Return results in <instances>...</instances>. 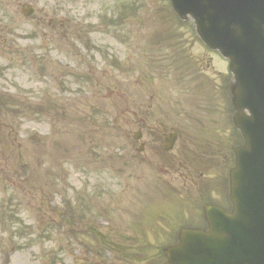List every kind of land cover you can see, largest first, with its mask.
Listing matches in <instances>:
<instances>
[{
	"label": "rangeland",
	"instance_id": "374dc122",
	"mask_svg": "<svg viewBox=\"0 0 264 264\" xmlns=\"http://www.w3.org/2000/svg\"><path fill=\"white\" fill-rule=\"evenodd\" d=\"M131 3L129 0H40V6L48 4L57 9L53 15L70 18L67 26L69 42L71 38L78 39L81 33L80 37L88 47L83 49L75 41L76 50L70 51L65 50L60 42L58 47L50 44L44 58L34 59L33 67L29 66L31 73L37 70L33 81L42 78L54 62L59 68L68 65L71 70H76L69 62L73 56V62L84 61L90 68L86 71L91 73L92 79L98 77V84H93L92 80L85 89H81L78 72L67 71L69 75L61 77L63 70H53L50 82L46 77L42 79V93H36L31 85L28 89L22 87L25 102L34 106L38 103L39 114L20 110L18 122L23 127L21 133L38 135V138L31 144L28 142V150H24L12 144L16 136H10L5 125L0 130V157L4 158L8 173H11L10 181L0 174V206L5 205L0 207V213L7 214L9 210L13 214L12 218L0 219V264H98L101 258L89 253L87 247L93 242L88 235L92 233L87 231L90 228H86V224L81 225L82 229L76 228L74 220L70 223L66 218L64 202L67 199L76 202L85 187L90 189V197L84 203L91 208L85 217H95L99 231L111 239L115 236L140 239V233L147 231L139 228V233H135L136 224L149 226L159 222L164 211L171 213L164 215L167 218L173 216L177 209L189 211L196 192L183 187L186 182L178 181L175 168L169 169L161 157L153 156L148 160L147 153L128 146L131 139L127 134L142 118L140 104L146 102L145 99L138 100L136 111L139 116L126 112L133 101L127 99L129 84H122L125 83L123 75H128V72L134 75L130 85L133 86V98H136L142 83L138 75L144 78L145 68L157 67L163 74L192 60L194 68H177L172 76H166L175 80L178 87L187 88L186 94L180 92V97H175V105L187 107L190 101L191 115L185 109L178 111V115L175 109L169 110L167 94L161 99L167 123L181 131L175 152L184 164L182 167L192 173L197 171L192 169L195 167L191 165V159L220 161L223 151L231 164L232 148L226 146L234 143L231 116L228 130L222 131L220 124L212 118H204L205 114L198 107L202 101L195 85L199 82L203 88L214 86L202 44L196 43L191 50L185 45L189 40L186 33L181 38L164 40L153 49V39L162 36L159 31L169 27L178 32L194 30L193 20L179 21L173 12L172 15L168 0H135L138 5H143L139 13L140 18L143 17L142 22L136 17L122 16L119 12L124 9L123 4ZM6 51V47L1 45L0 61L4 60ZM46 59H50L49 64H46ZM212 60L216 65L215 59ZM100 65L104 71L98 68ZM38 68L43 69L42 74ZM19 77L26 79L24 73L18 74L17 67L11 63L0 75V90L6 87L15 92L20 87ZM207 79L210 84L204 85L208 83ZM104 88L115 90L112 98L103 95ZM194 105L197 109L193 108ZM1 118L6 123L13 122L11 117ZM116 119L117 124L114 125ZM225 137L227 142L224 145ZM203 169L210 173V169ZM174 173H177L176 181ZM186 184L188 187L190 182ZM8 199L12 203L7 204ZM97 205L99 207L95 209ZM149 214L153 215L151 220ZM174 221L175 228L177 222ZM109 226L112 228L108 229ZM72 229L84 232L86 236L81 232L73 236ZM109 231L117 235H111ZM173 231L161 230L166 234ZM156 237L164 238L162 235ZM6 253L9 254L7 258Z\"/></svg>",
	"mask_w": 264,
	"mask_h": 264
},
{
	"label": "water",
	"instance_id": "95a60500",
	"mask_svg": "<svg viewBox=\"0 0 264 264\" xmlns=\"http://www.w3.org/2000/svg\"><path fill=\"white\" fill-rule=\"evenodd\" d=\"M254 3V5L256 6V8L260 11L261 15H264V0H253L252 1ZM179 7H177V11L178 13L184 17L189 11L186 10L180 3H178ZM206 8L207 9H213L214 14L211 15L210 17H212L215 21L213 23H211L210 21L207 22L205 20L206 15L209 14L208 11H206L205 9H203V13H204V18L202 17V13L201 15H197L195 16L197 19H201V21L199 22V32L202 35V37L209 43L211 44L213 47L218 48L221 50V52L223 54H225L226 56L230 57L231 61H232V69L235 71L237 66L241 67V71H244V67L242 64V58L241 56H236V54L238 53V51L240 49H238L237 47V43H240L241 40H244V42H246V40L248 38H244V34H241L240 31L242 29V24L239 23V21L233 19L231 17L232 11L236 9V7L234 5H232V1L231 0H207L206 1ZM211 13V12H210ZM242 13L244 15L249 14L248 11V7H244L242 9ZM254 18H256V16H254ZM252 17V15H248L247 19L249 21V27H250V33L253 34V36H255V38L257 37V40L252 41L251 39V35L250 33L246 34L249 39H248V44L252 45V42L254 44H256L259 48H260V52L262 55V58L264 59V19H254ZM263 20V21H261ZM261 21V22H260ZM213 26L215 28V30H219V31H223L225 30V36L223 37L221 34L219 35H214L212 33V30L209 28H206L207 26ZM254 38V39H255ZM212 41H210V40ZM242 42V41H241ZM236 60V62H235ZM252 64H250L251 66ZM244 93V89H243V85H237L236 89H235V105L239 111V114L237 116V121H238V125L240 126V128L243 130V132L246 135V139H247V144L245 146L244 151L243 152H239L240 156L241 155H246V156H250L252 158H255L256 155V147L253 143V141H251V137L248 135L249 131L246 130V125L249 123V119H245L243 121V123H241V120L248 117L249 115L244 113V107L242 106V104L240 103L242 95ZM241 96V98H240ZM255 95H250L247 100L245 105L248 106L249 108H255L258 106V102L255 99ZM254 122L252 121V124ZM258 144L261 148H264V121L261 124V128L260 131L258 132ZM240 161V158H239ZM240 169V167H239ZM233 177V199L236 203V212L238 211V203L240 201L241 198L244 199V201L246 202V204H248L249 206L252 207H257L253 197H252V192L250 191V181L247 177H245L242 180H238L237 178V170L233 171L232 174ZM241 185L244 186V193L241 191ZM263 218H264V214H263ZM216 228V227H215ZM213 235L212 237H210L211 239H215V238H223L225 236H227L226 233H224L222 230L219 229H213ZM215 235H217L216 237H214ZM195 236V237H194ZM198 236V234L196 233H192L191 234V239H196ZM199 237V236H198ZM202 237H207L205 235H203ZM196 247V246H195ZM197 247L199 248L200 245L197 244Z\"/></svg>",
	"mask_w": 264,
	"mask_h": 264
},
{
	"label": "flooded vegetation",
	"instance_id": "af4514ba",
	"mask_svg": "<svg viewBox=\"0 0 264 264\" xmlns=\"http://www.w3.org/2000/svg\"><path fill=\"white\" fill-rule=\"evenodd\" d=\"M27 2L31 3L32 5H35L36 0H28ZM3 4H6L8 6V9L9 8L10 9L8 11H6L5 7H1L2 9L0 8V18H5V17L12 18L22 9L21 0H0V5H3ZM42 13H44V10H42ZM44 16L45 15L43 14V16L41 17V21H44ZM32 17L35 21V23L33 24V27L37 28L38 20H37L36 16L33 15L29 18H26L24 22H22L21 20H18L16 25H9L8 27L1 29V31L3 33H6L8 36H12L14 31H23L24 30L23 27L25 25L29 24L30 26H32V21H31ZM51 23L52 22L49 21V25L44 30H42L45 37L53 38L59 34L58 30L50 29ZM61 25L63 26L64 24L62 23ZM14 26L17 27L15 30L13 29ZM25 35H26L25 39L23 40L24 42H27V41L32 42V40L35 38L31 32H29V33L26 32ZM8 49H10L14 52L20 51V48L17 45H15V43L12 41V39H9ZM148 119H149V108L146 109V116L144 119V122L146 125L145 126L146 142L150 141V139H151L150 132H149L150 129L148 126ZM146 142H145V144H146Z\"/></svg>",
	"mask_w": 264,
	"mask_h": 264
},
{
	"label": "bare ground",
	"instance_id": "6f19581e",
	"mask_svg": "<svg viewBox=\"0 0 264 264\" xmlns=\"http://www.w3.org/2000/svg\"><path fill=\"white\" fill-rule=\"evenodd\" d=\"M190 3H191V4H194V5L196 4V2H195V1H193V0H192V1H190Z\"/></svg>",
	"mask_w": 264,
	"mask_h": 264
}]
</instances>
